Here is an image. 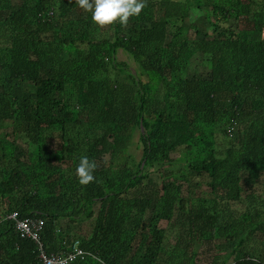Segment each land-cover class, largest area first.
<instances>
[{
  "label": "trees",
  "instance_id": "obj_1",
  "mask_svg": "<svg viewBox=\"0 0 264 264\" xmlns=\"http://www.w3.org/2000/svg\"><path fill=\"white\" fill-rule=\"evenodd\" d=\"M12 212L71 264H264V0H0V264H38Z\"/></svg>",
  "mask_w": 264,
  "mask_h": 264
},
{
  "label": "clouds",
  "instance_id": "obj_2",
  "mask_svg": "<svg viewBox=\"0 0 264 264\" xmlns=\"http://www.w3.org/2000/svg\"><path fill=\"white\" fill-rule=\"evenodd\" d=\"M81 7L92 11V18L99 26L119 22L127 24L131 16L139 15L145 7L146 0H78ZM95 160L82 155L76 167L80 183L88 184L95 179Z\"/></svg>",
  "mask_w": 264,
  "mask_h": 264
},
{
  "label": "built area",
  "instance_id": "obj_3",
  "mask_svg": "<svg viewBox=\"0 0 264 264\" xmlns=\"http://www.w3.org/2000/svg\"><path fill=\"white\" fill-rule=\"evenodd\" d=\"M12 220L15 229L20 237L30 239L37 247L38 264H71L78 259H83L86 254L78 242H72L69 246L70 251H64L62 254L56 252H46L40 234L44 221L40 218L19 217L17 212H12L7 216Z\"/></svg>",
  "mask_w": 264,
  "mask_h": 264
},
{
  "label": "rangeland",
  "instance_id": "obj_4",
  "mask_svg": "<svg viewBox=\"0 0 264 264\" xmlns=\"http://www.w3.org/2000/svg\"><path fill=\"white\" fill-rule=\"evenodd\" d=\"M116 60L117 61H120V62H126L128 67L134 71L135 69V65L134 63L128 58V56L121 50H118L117 54H116ZM137 140H138V134L137 132L134 133V138H133V141L134 143L131 145L130 147V151L132 153L135 154V156L137 157V159L139 158L140 156V153H141V148L140 147H136V143H137ZM177 156V154H174V157ZM262 220H264V218H262ZM227 256L224 257V259L226 258Z\"/></svg>",
  "mask_w": 264,
  "mask_h": 264
}]
</instances>
